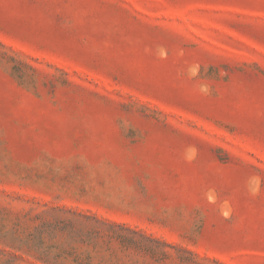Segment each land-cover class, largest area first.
I'll return each instance as SVG.
<instances>
[{
    "label": "rangeland",
    "instance_id": "374dc122",
    "mask_svg": "<svg viewBox=\"0 0 264 264\" xmlns=\"http://www.w3.org/2000/svg\"><path fill=\"white\" fill-rule=\"evenodd\" d=\"M0 264H264V0H0Z\"/></svg>",
    "mask_w": 264,
    "mask_h": 264
},
{
    "label": "clouds",
    "instance_id": "9594fccd",
    "mask_svg": "<svg viewBox=\"0 0 264 264\" xmlns=\"http://www.w3.org/2000/svg\"><path fill=\"white\" fill-rule=\"evenodd\" d=\"M189 151H194V149H189ZM252 183H253V184H256V183H258V180H255V179H254V180L252 181Z\"/></svg>",
    "mask_w": 264,
    "mask_h": 264
}]
</instances>
